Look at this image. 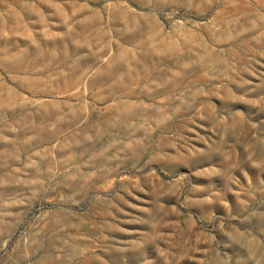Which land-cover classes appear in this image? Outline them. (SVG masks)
<instances>
[{
	"label": "rangeland",
	"instance_id": "374dc122",
	"mask_svg": "<svg viewBox=\"0 0 264 264\" xmlns=\"http://www.w3.org/2000/svg\"><path fill=\"white\" fill-rule=\"evenodd\" d=\"M0 264H264V0H0Z\"/></svg>",
	"mask_w": 264,
	"mask_h": 264
}]
</instances>
